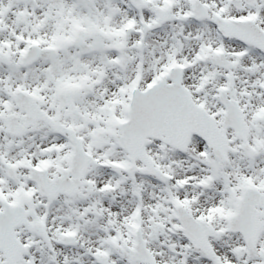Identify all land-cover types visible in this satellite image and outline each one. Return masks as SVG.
<instances>
[{
    "label": "snow or ice",
    "instance_id": "obj_1",
    "mask_svg": "<svg viewBox=\"0 0 264 264\" xmlns=\"http://www.w3.org/2000/svg\"><path fill=\"white\" fill-rule=\"evenodd\" d=\"M0 264H264V0H0Z\"/></svg>",
    "mask_w": 264,
    "mask_h": 264
}]
</instances>
